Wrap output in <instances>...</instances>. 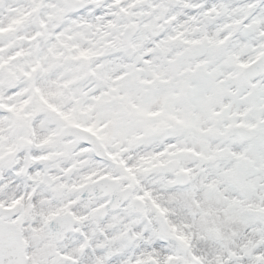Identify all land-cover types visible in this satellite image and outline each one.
I'll use <instances>...</instances> for the list:
<instances>
[{
	"label": "snow or ice",
	"instance_id": "1",
	"mask_svg": "<svg viewBox=\"0 0 264 264\" xmlns=\"http://www.w3.org/2000/svg\"><path fill=\"white\" fill-rule=\"evenodd\" d=\"M0 264H264V0H0Z\"/></svg>",
	"mask_w": 264,
	"mask_h": 264
}]
</instances>
